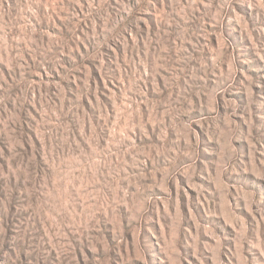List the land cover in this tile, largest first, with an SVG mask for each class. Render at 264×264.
Listing matches in <instances>:
<instances>
[{"label": "rangeland", "instance_id": "obj_1", "mask_svg": "<svg viewBox=\"0 0 264 264\" xmlns=\"http://www.w3.org/2000/svg\"><path fill=\"white\" fill-rule=\"evenodd\" d=\"M0 264H264V0H0Z\"/></svg>", "mask_w": 264, "mask_h": 264}, {"label": "clouds", "instance_id": "obj_2", "mask_svg": "<svg viewBox=\"0 0 264 264\" xmlns=\"http://www.w3.org/2000/svg\"><path fill=\"white\" fill-rule=\"evenodd\" d=\"M228 17V13H225L222 17H220L219 19H215V17H213V20H214V23L216 24V27L217 28H219L220 26H222V24H223V22H224V20H225V18H227ZM231 20L232 21H234L237 25L239 24V20H238V18H237V16L233 13V12H231ZM224 37L223 36H221V40L222 41H224ZM216 51H217V49H216Z\"/></svg>", "mask_w": 264, "mask_h": 264}]
</instances>
